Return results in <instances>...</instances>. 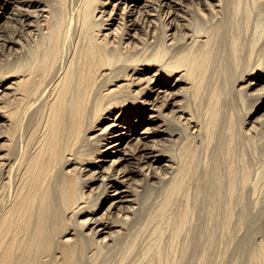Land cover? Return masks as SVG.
<instances>
[{
    "label": "bare ground",
    "instance_id": "6f19581e",
    "mask_svg": "<svg viewBox=\"0 0 264 264\" xmlns=\"http://www.w3.org/2000/svg\"><path fill=\"white\" fill-rule=\"evenodd\" d=\"M0 53V264H91L156 193L141 264H264V0H0Z\"/></svg>",
    "mask_w": 264,
    "mask_h": 264
},
{
    "label": "rangeland",
    "instance_id": "374dc122",
    "mask_svg": "<svg viewBox=\"0 0 264 264\" xmlns=\"http://www.w3.org/2000/svg\"><path fill=\"white\" fill-rule=\"evenodd\" d=\"M1 59H3V60L0 61V62H5V57L2 56V53H0V60ZM135 88L137 90L139 89V87H135ZM262 114H264L263 109L256 116H259V115H262ZM261 122H263V120H261V119L256 117L255 126L258 127L259 129H261V127H260ZM263 134H264V131H263ZM260 157L261 158H259V160H257L256 162H260V160H262V162H263L264 155H260ZM256 162H255V167L257 168V170L259 169V171L261 169L260 173H262L261 175H259V172L257 173V171H256L257 174L255 173V178L258 177L259 180H258V178H257V180L261 181L260 183L254 178L255 182L257 181L258 184H261V185H258L256 183V188L257 187L260 188V189L257 188L256 194H258V193L259 194L256 195V200H258L260 198L259 199V201H260V200H264V196L262 195V193L264 194V189H263L264 188L263 187L264 186V178H263L264 177V175H263L264 167L262 168V166H264V162L263 163L261 162V164H263V165L260 166L261 164H259V167L257 166L258 163L256 164ZM107 166H108V164H107ZM261 187H263V188L261 189ZM99 193H100V189H95V190L90 191V192L87 191L86 194L88 195L89 200L92 201V200L95 199V197H97V195H99ZM158 194L159 193H156L155 195H153L154 197L145 199L146 202L143 203V208H141V210L136 215V218H135L136 220L134 219V222L130 221L132 224L129 223V225L131 224V226H128L129 228H127L128 230L130 229L129 232L126 230L124 232L125 234L123 233L122 235L117 236V238L115 240L113 238L108 240L107 241L108 244L105 245V246H102L101 248H99L100 250L98 252H96V256H94L95 260H94V258L92 260L94 263L91 262V264H135L134 262H136V261H137L136 264H138L139 262H140L139 264H141L142 256H143V258L145 257L143 254H145V252L147 253V251L149 249L148 248V244L150 243V239H154V236L151 233V231H153L152 228L155 227V224L157 223V218H156L157 214H156V212L157 213L159 212V211H157L158 208H159L158 206H161L163 201H164V199H163V201H160L161 200V196L164 198L163 194L162 195L159 194L160 198L158 196H156ZM260 194H261V196L259 197ZM158 203H160L161 205L158 204ZM155 209H156V211L154 212ZM150 213H153V214H150ZM151 215H154V216L152 217ZM148 216H149L150 220L148 219ZM146 220H147V224L145 223ZM155 220H156V222H155ZM148 221L149 222L151 221L150 223H151L152 227H151V225H148ZM152 222H154L153 223L154 225L152 224ZM144 225H145V227H144ZM147 225L150 226V227H147ZM142 227L144 228V230H143ZM148 228H150L151 230L149 231ZM146 229H148V231ZM140 230L147 232V233L144 232L145 236H144L143 232H141ZM126 232H128V233L126 234ZM149 233H151V234H149ZM150 235L153 236V237H149ZM166 237H170V236L167 235ZM166 237L163 239V243L164 244L166 243L165 246H164L165 248L163 247L164 248V251H163V257L164 258H162V259L164 260L163 261L164 263L169 261V260H173L172 256H174L172 251L168 250L169 249L168 243L169 242L171 243V241L168 238H166ZM144 239H145V241H146V239H148L147 242H146L147 244L145 243ZM226 242L227 243H225V245L221 244V246L218 247V252L217 253H219V255H220V253L224 252L227 248H230L228 250V253H227L229 255L226 254V258L223 260L225 262L222 261L221 263L222 264H233V263L234 264H239V261H241L240 262V264H241L242 263V258L239 257L238 254L234 252V250H235L234 247L233 246H232L233 248L230 247V245H228L229 242L228 241H226ZM145 244H146V248H144ZM169 246H171V245H169ZM166 247H168V248H166ZM143 249H145L146 251H143ZM165 254H166V257L168 256L167 257L168 259L164 256ZM169 256H170V258H169ZM175 257H176V255H175ZM143 258H142V262L145 261L146 257L144 259ZM165 258L167 260H165ZM234 258H236V259H234ZM239 259H241V260H239ZM236 260H238V261H236ZM190 262H191V264H197L198 260L195 258L194 260H192Z\"/></svg>",
    "mask_w": 264,
    "mask_h": 264
}]
</instances>
